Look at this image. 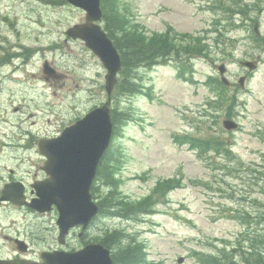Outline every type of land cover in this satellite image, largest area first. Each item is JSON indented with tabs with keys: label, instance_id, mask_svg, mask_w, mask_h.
Instances as JSON below:
<instances>
[{
	"label": "rangeland",
	"instance_id": "374dc122",
	"mask_svg": "<svg viewBox=\"0 0 264 264\" xmlns=\"http://www.w3.org/2000/svg\"><path fill=\"white\" fill-rule=\"evenodd\" d=\"M120 4L143 35L166 33L187 42L200 41L207 49L205 55L187 58L190 68L183 65L184 70H179L183 63L175 61L141 68L140 93L113 94L111 107L125 119L112 135L109 169L128 201L152 195L153 203L148 214L129 219L98 216L95 225L123 231L125 242L142 243L145 264H179L180 258V264H202L196 253L232 254L235 246L245 250V233L264 229V0H121ZM83 21V11L63 0H0V45L9 40L13 48L7 47L8 52L15 56L0 67L1 163L10 152L2 146L25 145L29 136L36 143L59 132L91 103L106 99L93 83L99 79L103 84L97 75H104L98 61L83 44L65 35ZM255 22L261 41L253 40ZM20 51L23 58L16 57ZM242 61L254 62L256 69L248 71ZM45 63L59 78L45 79ZM220 65L226 67L231 84L227 91L209 83L219 80ZM241 77L243 87L238 84ZM233 99L231 119L238 127L225 131L222 121ZM185 136H219L232 148V156H200L185 144ZM109 182L110 178L105 183L100 178L95 197L104 199ZM166 182L174 188L166 195H154L156 185Z\"/></svg>",
	"mask_w": 264,
	"mask_h": 264
},
{
	"label": "water",
	"instance_id": "95a60500",
	"mask_svg": "<svg viewBox=\"0 0 264 264\" xmlns=\"http://www.w3.org/2000/svg\"><path fill=\"white\" fill-rule=\"evenodd\" d=\"M69 5L81 9L85 13V22L76 24L65 31L72 40H81L102 63L106 74L105 92L108 100L93 109L82 119L65 128L53 139L38 141L40 153L48 158L47 171L51 179L44 183L41 201L45 205H55L59 210L57 224L64 235L70 227L81 225L83 229L97 215L98 206L92 201L89 193L96 174L98 162L108 148L112 136L110 96L117 82V74L121 69V60L111 40L102 31L99 22L102 20L100 0H65ZM255 33L259 35L257 25ZM242 65L253 71L256 66L250 61ZM221 82L228 86L224 65L218 67ZM44 73L52 70L44 66ZM244 78L239 79L243 87ZM226 130L237 128L231 120H225ZM52 196V199H45ZM182 258L178 260L180 264ZM0 264H11L0 261ZM44 264H113L109 250L100 245L89 246L75 254H51L45 256Z\"/></svg>",
	"mask_w": 264,
	"mask_h": 264
},
{
	"label": "trees",
	"instance_id": "16d2710c",
	"mask_svg": "<svg viewBox=\"0 0 264 264\" xmlns=\"http://www.w3.org/2000/svg\"><path fill=\"white\" fill-rule=\"evenodd\" d=\"M120 3L121 0H101L103 29L121 58L122 68L114 89V94L116 92V95L124 97L140 93L142 91V85L138 82L137 73L141 68H153L164 63L169 64L175 61L176 64L182 62L183 64L179 66V70H184L183 65L190 68V64L188 63L187 65L186 63L188 61L187 58L192 59L196 55H205L207 46L202 45L200 41L187 42L186 40H180L176 36H170L166 33L152 34L149 36L143 35L131 23L128 9H123ZM238 7L239 9L241 8L240 5ZM253 40L261 41L255 35H253ZM189 80L192 81L191 78ZM210 82H213L216 88L227 91V88L219 80L209 79ZM234 104V99L232 104H228L225 110L226 118H231ZM123 114L117 110H112L111 117L115 132L121 120L125 119ZM185 139V144L197 153H200V156L215 153L226 158L232 156V148L219 138V136L207 138L186 137ZM103 174L104 170L101 164L98 170V176L102 180ZM108 178H110V182L106 184L108 186V192L104 196V199L95 197L98 200L101 216L114 219H129L135 217V215L149 213L153 203L152 195L145 197L141 201H128L118 191L117 180L112 171H110ZM170 183L166 182L156 185L153 191L154 195H166L168 191L174 188ZM94 189L98 188L94 186L93 193ZM262 219L264 221V216ZM109 233V237L105 238V246L111 251L113 264L146 263L145 247L142 243L135 242V240L125 242L126 236L123 231L114 230ZM245 234L247 235L245 240H243L247 243L245 250H240L235 246L230 251L232 254L218 251L215 254L200 252L196 253L195 256L202 264H264V229L253 230Z\"/></svg>",
	"mask_w": 264,
	"mask_h": 264
},
{
	"label": "flooded vegetation",
	"instance_id": "af4514ba",
	"mask_svg": "<svg viewBox=\"0 0 264 264\" xmlns=\"http://www.w3.org/2000/svg\"><path fill=\"white\" fill-rule=\"evenodd\" d=\"M74 42L83 44L81 41ZM7 47L13 48L9 44V40L6 41V44L0 45V51L3 53V57L0 58V67L7 66L15 57L9 54ZM87 51L93 58H96L89 50ZM16 55V57H24V53L21 51ZM96 60L98 61L97 58ZM25 62L23 61L20 66H24ZM98 63L101 67L99 61ZM101 71H103L102 67ZM97 75L103 80L102 74L97 72ZM49 78L57 79L59 76L54 70V73L49 77H45L46 80ZM98 82L99 79L93 80V83L99 85L103 92V84H98ZM89 98V101H94V93L90 92ZM101 100L97 105L91 103V107L87 111L63 125L59 132L44 135L42 138L57 137L65 127L102 105L103 99ZM31 138L29 136V142L25 145L15 147L4 145L1 148V150L8 149L10 152L5 154L4 162H0V261L11 264H44L45 256L51 254H75L94 245H101L103 249H109L105 246V238L109 237V232L95 225L98 217L91 219L84 229L82 226H73L64 235H61V230L57 225L58 207L40 204L43 199L41 195L43 184L51 179V174L46 170L48 158L40 153V149L35 142L31 141ZM31 144H35V146ZM9 161H13V163L9 165ZM101 164H103L104 178L108 177V153L102 156ZM99 167L100 162L97 168ZM96 176L97 179L98 174ZM93 184L90 194L92 200H96ZM51 197L44 198L52 199L53 197Z\"/></svg>",
	"mask_w": 264,
	"mask_h": 264
}]
</instances>
